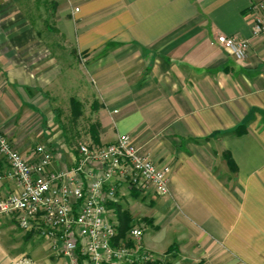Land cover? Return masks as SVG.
Masks as SVG:
<instances>
[{
    "label": "crops",
    "instance_id": "1",
    "mask_svg": "<svg viewBox=\"0 0 264 264\" xmlns=\"http://www.w3.org/2000/svg\"><path fill=\"white\" fill-rule=\"evenodd\" d=\"M254 1L0 0V130L28 160L47 144L50 169L69 171L77 153L59 117L78 101L89 144L127 134L171 168L166 196L120 183V203L108 205L116 242L132 243L127 231L140 224L161 264H264V37L252 38ZM222 34L251 39L244 61L217 43ZM0 226V264H70L64 245Z\"/></svg>",
    "mask_w": 264,
    "mask_h": 264
},
{
    "label": "built area",
    "instance_id": "2",
    "mask_svg": "<svg viewBox=\"0 0 264 264\" xmlns=\"http://www.w3.org/2000/svg\"><path fill=\"white\" fill-rule=\"evenodd\" d=\"M250 19L252 38L264 37L263 0L252 3ZM217 43L244 61L251 39L222 34ZM77 150L69 171H52L55 154L47 144L35 147L28 160L0 130V160L6 164L0 172V222L12 221L25 233L64 245L70 264H161L143 247L141 228L131 230L132 243L116 242L119 231L108 205L118 203L120 183L143 194L168 195L171 168L142 155L127 134L100 147L82 142ZM8 183L15 188L4 192Z\"/></svg>",
    "mask_w": 264,
    "mask_h": 264
},
{
    "label": "trees",
    "instance_id": "3",
    "mask_svg": "<svg viewBox=\"0 0 264 264\" xmlns=\"http://www.w3.org/2000/svg\"><path fill=\"white\" fill-rule=\"evenodd\" d=\"M71 102H72L70 107L72 113L71 116H67L66 120H62L61 117L59 118H60L61 129L65 134L68 144L74 146L77 153L79 144L82 142L88 143V139L84 138L83 137L84 135L82 134V132L86 130V125L80 122V118L84 115L83 107L76 100H73ZM96 128L95 126L94 127L92 126L91 130ZM124 230H126L125 227Z\"/></svg>",
    "mask_w": 264,
    "mask_h": 264
},
{
    "label": "rangeland",
    "instance_id": "4",
    "mask_svg": "<svg viewBox=\"0 0 264 264\" xmlns=\"http://www.w3.org/2000/svg\"><path fill=\"white\" fill-rule=\"evenodd\" d=\"M44 12L45 11H43V14H44ZM120 198H121V194L119 193L118 194V202L120 203ZM140 203H142L141 202V197L138 199V198H132V199H130L129 201H125L124 202V204H128V205H134V204H140ZM141 228L142 229V225H140V224H135V225H133L132 226V228L130 229V230H128L127 232L129 233L132 229H134V228ZM0 229H2V227L0 226ZM14 231H15V233H16V235H17V233H19V232H23L20 228H18V227H16L15 229H14ZM27 234H30V233H27ZM17 237H19L18 235H17Z\"/></svg>",
    "mask_w": 264,
    "mask_h": 264
}]
</instances>
